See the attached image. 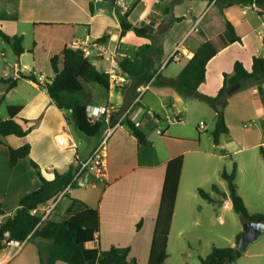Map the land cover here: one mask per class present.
I'll return each instance as SVG.
<instances>
[{"label":"crops","instance_id":"obj_1","mask_svg":"<svg viewBox=\"0 0 264 264\" xmlns=\"http://www.w3.org/2000/svg\"><path fill=\"white\" fill-rule=\"evenodd\" d=\"M129 1L131 9L127 12V22L133 27L149 26L153 32L152 39L139 38L132 32L123 36L120 14L114 3L106 0H0V30L9 36H23L24 41L28 32H32L34 23H68L77 26L75 41L85 43L89 40L93 44L104 39V45L116 49L120 61L132 58L141 46L148 44L162 51L160 56L150 53L152 71L159 74L141 95L138 89L147 84L137 87V80H130L126 86L110 88L109 91L90 88V107H95L96 112L106 108L110 114L105 129L114 128L127 115L126 124L133 131L125 129L124 124L115 129L107 140V183L89 189L73 187L55 201L47 220L64 221L72 200L82 201L98 211L100 220V232L88 248L102 251L128 248L136 264H148L167 165L182 158L167 239L169 258L166 264H201V258H206L213 247L236 248V238L242 234L239 231L233 235L229 233L233 208L226 196L228 184L221 176L222 171L230 174L236 166V179L246 175L250 187L253 183L254 191L255 177L260 172L264 174V131L254 133L239 127L247 112L261 117L264 84L249 86L244 92L237 91L229 96L224 109L229 131L215 144L212 133L216 113L206 102L184 97L175 87V80H183L184 70L195 51L206 41L215 40L222 34L228 20L241 42L221 49L207 63L205 81L198 88L200 94L208 97L218 95L224 76H233L236 62H241L250 72L253 58L264 57V19L250 5L225 7L219 0ZM183 40L188 57L168 63L174 48ZM88 58L99 72H106L109 67L104 58L95 55ZM16 64L27 66L19 61ZM14 65L6 66L5 70L10 74L5 72L0 78L9 80ZM46 84L39 79L34 82L17 78L16 87L9 89L8 84L0 83L5 89L0 93V106L6 101L7 110L9 106L20 107L14 119L18 123L27 120V126L32 128L24 138L15 135L0 137V203L5 213L0 216V223L15 214L23 196L40 187L41 181L30 160L37 163L43 177L51 181L55 171L64 173L77 161L88 159L104 135L105 130L91 145L88 142L90 137L75 129L70 112L59 109L51 100ZM195 113L204 119L196 123L192 119ZM174 117L182 119L176 124L177 128L165 122L167 118ZM135 122L140 123L136 129L146 136L144 145H140L134 135ZM201 122L206 129H201ZM244 128L249 129V126ZM61 136L66 139L67 146L58 145L57 139ZM84 139L88 141L84 143ZM24 144L31 147L30 157L10 168L9 148L18 149ZM214 186L218 187V192L213 191ZM237 189L247 204L246 196L239 192L238 185ZM198 190L205 191L211 199L221 203L204 200ZM43 208H38L36 213L41 215ZM220 243H226V246ZM48 244V241L35 238L27 242L14 259L6 262L0 256V264H40L38 248L45 249ZM244 257L250 256L243 253L239 260ZM56 264L66 263L58 261Z\"/></svg>","mask_w":264,"mask_h":264},{"label":"trees","instance_id":"obj_2","mask_svg":"<svg viewBox=\"0 0 264 264\" xmlns=\"http://www.w3.org/2000/svg\"><path fill=\"white\" fill-rule=\"evenodd\" d=\"M106 1L114 3V0ZM219 1H222L225 7L247 6L256 3L264 11V0ZM90 10L93 13L92 5H90ZM118 13L121 18L120 27L123 36L127 32H132L139 38L152 39L153 32L149 26L146 28L133 27L127 22V13L125 15ZM224 27V32L215 40H208L198 47L184 70L183 80L181 78L175 80V87L184 97L206 102L216 113L212 133L215 144L220 141L223 134L229 131L225 122L224 109L231 95L230 87L238 83L242 85V88L264 84V57H254L250 72L241 62L235 63L233 76H224L223 86L215 97H208L198 92L199 86L205 81L207 63L221 49L232 43L241 42V38L236 34L230 21L226 20ZM76 30V25L68 23H34L32 26L33 42H31L29 50L33 57L32 74L23 78L38 82V78L42 77L47 83L46 91L51 100L59 109L70 112V119L75 129L79 133L94 138L103 133L106 122L101 118V120L91 123L88 117V106L91 105L92 96L87 86L94 84L109 91V76L106 72L97 71L89 58L84 57L80 50L73 48L77 37ZM0 39L4 44L10 46L17 57L20 58L25 53L23 36H9L0 30ZM103 41L105 40H99V42ZM150 53H158L160 56L162 51L160 48L156 49L152 44H148L141 46L132 58H125L120 62L121 74L126 75L130 80H137V87L151 83L159 74L156 70L152 71L154 68L150 62ZM0 83L8 84L9 89L16 87V80L0 78ZM20 110L21 108L18 106L8 107L9 118L0 120V137L15 135L17 138H24L30 134L32 128L27 126V120L18 123L14 119ZM134 135L140 145L146 143V136L136 127ZM30 152L29 144H24L18 149L10 147V168L17 165L20 160L29 158ZM30 164L36 170L41 181L40 187L23 196L15 214L0 223V253L6 241L28 240L27 242H30L37 238L49 242L45 249L38 248L40 264H56L58 261L66 264H136V261L131 259L128 248H112L109 251L88 248V245L94 243L97 233L100 232V220L98 211L88 207L84 202L73 199L67 218L62 222L43 221L41 215L36 213L38 208L54 203L71 184L77 170V163L70 166L64 173L55 171V177L51 181L43 177L37 163L30 160ZM181 165L182 158L167 165L160 211H158L155 223L148 264H166V259L169 258L167 239L179 187ZM236 175V166L230 174L225 170L221 173L222 178L228 184L226 196L231 202L233 211L240 217L243 225L256 220H264V216L251 215L248 211L245 202L237 193ZM218 190L217 186L213 187V191L218 192ZM198 193L204 200L214 204L221 203V201L211 199L203 190H198ZM4 214L0 203V216ZM239 238L241 235L236 238L237 243ZM242 255L243 252L239 251L237 247H213L206 258H201L200 263L234 264Z\"/></svg>","mask_w":264,"mask_h":264},{"label":"built area","instance_id":"obj_3","mask_svg":"<svg viewBox=\"0 0 264 264\" xmlns=\"http://www.w3.org/2000/svg\"><path fill=\"white\" fill-rule=\"evenodd\" d=\"M251 8L258 14V16L264 19V11L258 7L256 3L250 4ZM114 8L116 11L120 12L122 15H125L131 9V2L129 0H114ZM264 22V21H263ZM73 48L76 50H80L84 57L97 56L104 58L108 63L109 67L106 69V73L109 76L110 88L117 89L120 87L126 86L130 79L121 74L120 72V60L118 58V53L114 47L104 45L103 42H95L91 44V42L86 41L85 43L75 41L73 43ZM182 57H188V52L184 49V40L181 41L173 50L172 54L168 59V63L178 62ZM5 54L0 51V59H4ZM27 76H24L25 73ZM31 71L27 66H19V64L14 65V72L9 79L17 80V78L21 79L23 77L31 76ZM42 82L44 79L42 77L38 78ZM150 84L146 86H142L138 89V94L141 95L146 90L149 89ZM88 117L91 123H95L101 118L108 122L109 112L106 108H102L101 110L96 112L95 107L88 106ZM153 115V114H152ZM127 115H124L119 122L115 125L114 128H107L104 131L103 138L101 139L99 145L92 151L91 155L88 159L77 161V170L74 174L73 180L71 184L65 189V191L60 195L64 196L72 186L74 187H83V188H96L98 184H106L107 183V153H106V144L107 140L113 134L115 129L123 127L126 124ZM156 116L154 115L153 118ZM167 124H178L182 122L181 117H174L172 119L167 118L165 120ZM135 127L139 128L140 123L135 122ZM200 127L202 130L206 129L205 124L203 122L200 123ZM158 133L162 135V132ZM57 143L60 146H67V141L64 136L58 137ZM43 212L41 214L42 220H47V216L51 213L52 209L55 207V202L51 204H46L43 206ZM26 241H14L9 240L5 242L4 248L0 253V256L4 257V261L8 262L14 259L17 254H19L24 248Z\"/></svg>","mask_w":264,"mask_h":264},{"label":"rangeland","instance_id":"obj_4","mask_svg":"<svg viewBox=\"0 0 264 264\" xmlns=\"http://www.w3.org/2000/svg\"><path fill=\"white\" fill-rule=\"evenodd\" d=\"M31 42H33V37H32V32L27 34L25 41H23V48L25 50V53L22 57L18 58L10 48V46L4 44L2 40L0 39V51L5 54L4 59H0V75L4 77L5 72L7 74H10L8 70H5V67L7 66L12 67L17 61L21 65H27V67L32 70V55L27 51L28 47H31ZM28 73V72H26ZM88 91L90 92V88H99L97 85L94 84H89L87 86ZM246 88H242L239 93H242L245 91ZM2 91H5L3 87L0 86V93ZM237 93V92H236ZM14 94V93H13ZM235 94V93H234ZM233 94V95H234ZM231 95V96H233ZM13 101V100H12ZM259 104V100L257 102ZM8 110H7V105L6 101L1 104L0 106V119H4L8 116ZM261 112V117L257 118L254 117L253 114L250 112H247L245 114L244 120L239 123V127L242 128L244 131H252L256 132L257 130L264 131V109H260ZM196 123H198L200 120L204 119L203 116L199 113H195L193 118ZM178 125V124H177ZM176 124H173V127L177 128ZM249 126V129L244 128V126ZM174 128V129H175ZM188 131H191V129H188ZM99 137L96 136L94 138L90 139H84L83 142L86 143L87 141L90 142L91 145L95 143V141ZM264 142V139H262ZM259 157H261V151L258 152ZM237 180V179H236ZM236 184L239 186L240 190L239 192L242 193L244 196H246L247 199V204L246 207L248 211L252 215H261L264 216V174L257 175L254 180V184L256 186V190H253V183L251 182V187L249 185V181L247 179L246 175H243L242 177H239ZM83 188V187H81ZM89 189V188H86ZM227 220V219H226ZM230 234H235L237 231L242 232L243 226H242V221L238 215L233 211L231 214V219H230ZM227 231V230H226ZM223 246H226V243H220ZM246 254H249L250 257H244L241 260L236 261L235 264H264V255L260 256L259 254L264 253V233L261 238L258 239L257 242L251 244L247 251L244 252ZM173 262V261H172Z\"/></svg>","mask_w":264,"mask_h":264},{"label":"water","instance_id":"obj_5","mask_svg":"<svg viewBox=\"0 0 264 264\" xmlns=\"http://www.w3.org/2000/svg\"><path fill=\"white\" fill-rule=\"evenodd\" d=\"M240 89L241 84H235L234 86L230 87L229 93L233 95ZM124 128L128 131H133V129L127 124L124 125ZM263 233L264 220H256L253 223L249 222L247 224H244L241 238H239V241L237 243V249L243 253L246 252L251 244L257 242L258 239L262 237Z\"/></svg>","mask_w":264,"mask_h":264}]
</instances>
